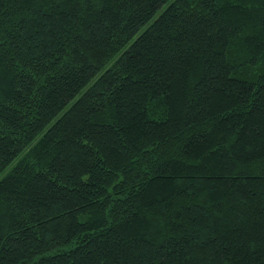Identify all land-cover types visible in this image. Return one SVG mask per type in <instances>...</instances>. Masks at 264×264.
Masks as SVG:
<instances>
[{"label": "trees", "instance_id": "obj_1", "mask_svg": "<svg viewBox=\"0 0 264 264\" xmlns=\"http://www.w3.org/2000/svg\"><path fill=\"white\" fill-rule=\"evenodd\" d=\"M0 264H264V0H0Z\"/></svg>", "mask_w": 264, "mask_h": 264}]
</instances>
